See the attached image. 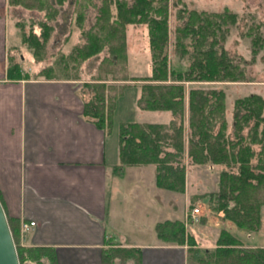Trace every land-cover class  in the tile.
<instances>
[{
    "label": "trees",
    "instance_id": "trees-1",
    "mask_svg": "<svg viewBox=\"0 0 264 264\" xmlns=\"http://www.w3.org/2000/svg\"><path fill=\"white\" fill-rule=\"evenodd\" d=\"M65 1L55 0V3L61 6ZM8 4L14 8H34L25 0H8ZM73 4L79 6L76 22L82 28L83 4ZM35 9L44 10L41 7ZM57 13L46 14L49 21H53ZM97 13L95 26L82 34L84 42L61 57L62 70L77 69L84 62L99 58L104 51L106 54L99 65L107 63L114 68L120 60H126L125 31L128 25L146 26L152 67L150 75L130 79L124 75L117 77L115 68L108 72L99 69L102 73L99 71L91 82L82 85V90L89 95L83 102V118L110 134L114 102L124 90L122 85L121 91L113 94L114 86L108 83L110 81L140 82L138 108L168 111L172 117L165 124H121L119 164L113 167V174L121 176L126 166L154 165L156 186L183 194L186 162L219 167L217 190L194 196L193 200H205L211 211L222 213L224 220L239 229L258 231L264 206V99L257 94L235 99L229 128L225 120V92L214 85L204 87L203 84L245 82V68L255 63L264 39L249 32L250 60L235 58L225 50L224 43L230 27L237 23L236 14L228 10L208 13L181 9L177 14L180 24L175 27L173 45L175 54L187 62V67L184 71H176L170 68L168 58V0H106ZM16 27L22 46L30 51L36 62L43 60L54 26L38 23L40 32L31 31L28 35L23 31V25L17 22ZM56 65L28 73L14 58H9L7 77L10 80L41 77L58 80L60 78L54 76ZM0 203L2 205L1 197ZM189 209L192 210L190 206ZM6 218L20 264H57L54 249L22 245L19 223L7 215ZM155 232L165 244L191 249L198 245L182 221L159 222ZM136 252L138 250L120 245L109 246L102 249L101 260L103 264H128L133 259L132 264H138ZM199 263L264 264V250L245 249L230 232L221 230L215 248L207 251Z\"/></svg>",
    "mask_w": 264,
    "mask_h": 264
},
{
    "label": "crops",
    "instance_id": "crops-1",
    "mask_svg": "<svg viewBox=\"0 0 264 264\" xmlns=\"http://www.w3.org/2000/svg\"><path fill=\"white\" fill-rule=\"evenodd\" d=\"M11 8L8 0H0V197L6 215L19 223L22 245L54 249L57 264H103L102 249L115 245L138 250V264H200L206 252L215 248L219 232L226 230L243 248L264 250V206L258 231L239 229L218 213L211 218L205 215L202 222L198 219L202 233H189L198 243L192 249L160 241L157 223L189 224L186 215L190 197L200 193L197 186L189 193L185 174L183 194L160 189L154 165L126 166L121 176L113 174L119 164L118 146L114 160L115 154L107 151L108 135L82 116L83 102L89 98L82 85L95 75L91 68L86 73L83 67L82 76L72 80L8 79V59L14 58L16 48L8 45V37L18 30ZM27 63L35 72L45 67ZM262 91L245 96L257 94L264 99ZM191 166L202 168L206 178H215L214 188L201 194L215 192L219 167ZM177 194L182 217L161 220L162 212L176 213ZM31 222L34 226L22 236L21 224Z\"/></svg>",
    "mask_w": 264,
    "mask_h": 264
},
{
    "label": "rangeland",
    "instance_id": "rangeland-1",
    "mask_svg": "<svg viewBox=\"0 0 264 264\" xmlns=\"http://www.w3.org/2000/svg\"><path fill=\"white\" fill-rule=\"evenodd\" d=\"M28 3L34 5L32 9H24L20 6L14 10L12 7L10 10L11 19L16 16V22L19 25H23L24 32L28 35L31 31L36 34L40 32L38 23L46 22L49 25L54 26V31L51 33V37L48 40L45 50L44 59L40 62H36L32 57L30 51L22 46L21 38L18 30L15 32L12 28L15 20L9 21V27L14 32L8 37V45L15 46L13 51L14 59L16 62L24 65L31 64L32 67L43 64L46 66L56 65V73L54 76L57 78H71L81 77L83 72L82 68L90 70L95 75L99 73V69L104 72H108L111 68L107 63L99 65L101 59L106 54L102 52L99 58H92L81 64L77 69H71L64 71L61 62V57L67 56L73 45H81L84 42L83 32L89 30L92 26H95L98 8L101 7L102 3L106 0H66L63 5L58 6L55 0H25ZM83 4L84 18L81 22L82 28L78 27L76 22L79 15V6L73 3ZM35 7H41L42 11L35 9ZM114 8H112L113 10ZM181 9H189L196 11H205L208 13H222L224 10H228L231 13L237 15V23L235 26H231L229 34L224 43V48L230 56L235 58H242L249 61L251 58V36L259 34L264 39V0H168V25H169V47H168V58L170 68L176 71H184L187 67V62L180 59L174 51V30L175 27L180 24L177 19L178 11ZM58 12L56 18L53 21H49L46 14H52ZM15 22V23H16ZM56 26V27H55ZM13 35V36H12ZM126 37V60H120L118 64L113 68L114 72L117 71V77L125 76L127 79L130 78H141L150 75L151 72V57L149 50V42L147 35V28L145 25H128L125 31ZM89 63V64H88ZM74 67L72 64L70 65ZM28 65H24V71L32 73ZM95 68V69H94ZM35 72V70H34ZM38 72V71H37ZM101 72V71H100ZM102 73V72H101ZM80 75V76H79ZM95 75L93 77H95ZM105 76L106 74H102ZM90 76V75H86ZM108 76V75H107ZM91 77V76H90ZM91 77V78H93ZM245 82L235 83H215V84H203L204 87L214 85V87L222 89L226 96L227 116L232 118L233 103L235 99L242 98L250 92L256 93L257 91L264 92V46L255 58V63L245 68ZM107 78H110L108 76ZM114 86L111 89L113 94H118L122 85L124 90L120 96L114 102L113 115H112V128L107 138V151L108 154L114 155V160L117 155L118 146V134L119 127L121 124L126 123H167L172 117L168 111H147L141 110L137 106V100L140 95V82L130 81H110ZM124 83V84H123ZM261 88V89H260ZM186 174L188 178V190L191 193L195 186L198 190L197 194H193L190 197V208L199 209V219L204 218L205 215L208 217L216 216L218 213H214L210 210L208 203L205 200H193L194 196L203 195L201 192L213 189L215 186L214 176H208L207 178L203 173L202 168L191 166L189 163L186 166ZM193 186V187H192ZM172 192V191H171ZM177 211L176 213L162 212L160 214L161 220L164 218H180L182 217L183 205H181V195L177 194ZM121 207L118 211V223L122 226V215ZM213 214V215H212ZM210 217V218H211ZM200 223V222H199ZM199 223H190L185 227L188 233H202L201 226ZM124 227L120 228L123 229ZM123 232V231H122Z\"/></svg>",
    "mask_w": 264,
    "mask_h": 264
},
{
    "label": "water",
    "instance_id": "water-1",
    "mask_svg": "<svg viewBox=\"0 0 264 264\" xmlns=\"http://www.w3.org/2000/svg\"><path fill=\"white\" fill-rule=\"evenodd\" d=\"M0 264H20L4 209L0 203Z\"/></svg>",
    "mask_w": 264,
    "mask_h": 264
},
{
    "label": "built area",
    "instance_id": "built-area-1",
    "mask_svg": "<svg viewBox=\"0 0 264 264\" xmlns=\"http://www.w3.org/2000/svg\"><path fill=\"white\" fill-rule=\"evenodd\" d=\"M199 209L198 208H194V209H192L190 212H189V214H187L186 215V217H187V221L189 222V223H196V222H198V219H199ZM34 226V223L33 222H31V223H23V224H21V235L22 236H24V235H26L28 232H29V230H30V228L31 227H33Z\"/></svg>",
    "mask_w": 264,
    "mask_h": 264
}]
</instances>
